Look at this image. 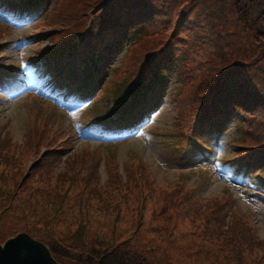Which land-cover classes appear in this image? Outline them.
<instances>
[{"label": "rangeland", "instance_id": "374dc122", "mask_svg": "<svg viewBox=\"0 0 264 264\" xmlns=\"http://www.w3.org/2000/svg\"><path fill=\"white\" fill-rule=\"evenodd\" d=\"M12 8L14 11L15 7ZM56 8L52 4L46 18L38 23L41 16H36L34 11L23 18L16 17L11 9L12 15L0 11V25L11 27H6L4 33L0 26V135L11 148L7 161L8 154L0 152V245L26 234L42 245L33 235L46 237L52 245L63 248L74 245L76 238L78 242H85L100 233L110 237L107 230L114 226L117 238L138 239L153 252L155 260L164 262L163 255H166L173 264H264L261 258L264 247H255L239 256L232 236L211 237V259L203 260V256L198 255V260L194 261L178 256L185 244L192 245L191 251H194L201 243L199 237L205 233L200 221L183 216L179 206L186 208L183 211H192L195 207L210 210L220 204L229 216L228 225L232 224L233 233L239 239H243L244 231L239 229L235 217L250 224L257 240L264 242V187L254 181L242 183L225 175L215 160L222 156L231 158L232 144L247 142L246 125L243 123L238 129L236 123H232L226 126L225 132L204 138L211 150L204 155L191 143L190 93L203 80V67H198V63L205 59L202 54L206 52L207 43L203 50L197 45L189 49L180 44L177 53L181 57H177L176 66L173 65L176 71L172 69L162 83L164 88L156 108L138 121L133 114L119 120L128 109L111 117L116 121L107 122L108 118L100 117L115 108L118 96H125L126 108L136 102L124 90L136 75L130 63L132 50L148 36L138 38L133 47H125L116 54L99 89L97 82L92 93L93 84L89 85L84 92L95 96V105L86 109V105L71 99V92L63 94V89H56L55 82L51 81L50 71L55 74L54 68L58 65L54 59L59 55L51 53L55 49H64L67 56L61 62L62 73L57 80L63 81L70 90L80 87L83 81L80 67L74 65L78 58L75 51L67 55L71 41L54 42L52 36L42 33L49 12ZM83 28H70L68 32L77 34ZM202 31L206 33L209 29L202 25ZM202 31L198 34H204ZM213 31L212 28L205 35ZM147 33L149 30L141 36ZM42 53L53 56L51 61H54L44 66ZM31 69L35 72L31 73ZM92 77L99 76L94 72ZM152 88L150 85L145 94L142 93V107L155 99ZM127 123L131 126L125 127ZM255 127L257 123H253L252 130ZM32 128L51 136L48 145L40 146V153H46L51 145L57 147L72 140L74 148L60 162H53L51 168L48 160H43L39 167L31 170L30 167L41 160L39 154L30 150ZM60 135L65 139L60 137L57 144L54 138ZM185 150L191 154H185ZM69 158L76 162H68ZM88 165L96 167L97 177L89 180L86 191L81 194L80 182L75 183L87 174ZM29 168V177L18 185L20 174L27 173ZM133 170L140 172L141 178H136V182L146 187L141 192L133 187L135 183L130 178ZM71 178L73 183L69 182ZM151 186L152 194H149L147 190ZM92 188H97L98 194L90 191ZM103 189L114 192L100 198L98 195ZM177 189L180 192L168 197V204L160 198V193ZM193 200L200 208L192 205ZM140 208L142 211L138 212Z\"/></svg>", "mask_w": 264, "mask_h": 264}, {"label": "trees", "instance_id": "16d2710c", "mask_svg": "<svg viewBox=\"0 0 264 264\" xmlns=\"http://www.w3.org/2000/svg\"><path fill=\"white\" fill-rule=\"evenodd\" d=\"M55 1L58 3H54ZM0 4L2 11L15 7L16 14L34 11L36 16H41L37 23L46 18L52 4L57 7L55 11L49 12L51 17L48 15L42 33L52 36L54 42L71 41V50L67 55L74 50L75 55L78 56L75 67H80L77 68L84 74L83 84L94 79L95 77L91 78V74L96 72V76L99 77L95 78L94 86L98 82L97 89L107 75L108 66L113 61L112 55L116 56L125 47H133L138 42V38L148 36L132 50L130 63L136 69V75L130 86L124 90V93L135 98L136 102L132 109L130 106L126 108L125 96H118L114 102L115 108L100 117L108 118L107 122L115 120L111 117L124 110L130 109L123 112L120 118L134 111L135 115L140 117V114L144 115L156 108L157 100L164 88L162 83H165L173 65L176 66L177 57H181L177 53L180 44L189 49L197 45L203 50L206 42L204 49L206 52L202 54L205 59L198 63V67H203V80L190 93L189 110L192 119L190 132L193 136V140L190 139L191 143L204 155L207 151H211L205 145L204 138L225 132L226 126L232 123H236L238 129L244 123L247 128L245 130L247 142L232 144L231 158L222 156L220 159H214L225 175L228 174L229 177L242 183L254 181L257 186L264 187V174H262L264 172V0H182V2L180 0H0ZM202 25L209 29L208 32L212 28L214 31L206 36L208 32L202 31ZM79 26L84 28L77 34L68 32L71 31L70 28ZM1 27L4 33L6 27L11 28L7 25ZM147 30L149 33L141 36ZM200 31L204 34H198ZM51 53L59 55L56 56L58 59H54L58 62L54 69L61 74L59 62L67 57L64 49H55ZM40 55L49 61L53 57L46 53ZM34 72L31 69V73ZM150 85L153 86L155 99L142 107L140 103L144 96L141 95L145 94ZM81 90L80 86L77 93ZM74 97L77 95L74 94ZM91 97L86 99L88 102L86 109L95 105V96ZM253 123H257L254 130H252ZM238 129L235 128V131L237 132ZM30 133H32V136L29 135L32 140L30 150L39 154V159L41 158L40 161L34 162L35 164L30 167L31 170L39 167L43 160H48V166L53 162H60L67 155L66 153L74 148V140L68 144L65 142L59 144L60 137L65 139L60 135L58 139L54 138L58 140L57 147L51 145L46 153H40V146L48 145L51 136L35 128H32ZM6 140L0 135V152L8 154L5 157L7 161L11 156L9 155L11 148L7 146ZM183 152L191 154L189 150ZM69 159L71 160L68 162H76L73 158ZM87 167V174L78 182L75 180L77 182L75 184L80 182L81 194H84V188L89 180L97 177L96 167L94 165ZM30 168L27 169V173L20 174L18 185L29 177ZM130 178L135 183L133 184L135 189L140 192L146 189L142 187V182L135 180L141 178L140 172L131 171ZM69 182L73 183L74 180L71 178ZM151 188L152 186L147 190L149 194H152ZM90 191L98 194L97 188H92ZM112 192L114 191L107 192L103 189L98 196L104 198ZM179 192L180 189L170 193L162 192L160 198L168 204V197ZM192 205L200 208L194 200ZM178 209L186 218H197L205 231L204 236L199 237L201 242L198 243L199 246H194V251H191L192 245H182L184 248L178 252L179 257H188L187 259L196 261L198 255H202L203 260L211 259V237L215 235L226 239L232 236L239 256L255 247H264V242L260 243L255 237L252 226L246 224L241 217H235L239 229L244 231L243 239H239L233 233L232 224L228 225L229 216L223 212L220 204L213 205L210 210H202V208L196 210L195 207V210L183 211L186 208L180 206ZM141 211L140 208L138 212ZM211 213L220 216L212 217ZM139 217H142L141 213ZM107 233L110 237L100 233L99 236L85 242H78L76 238L74 245L63 248L52 245L46 237L37 235L33 237L46 245L51 257L58 264H164V262L173 264L172 260L163 254L164 262L155 260L153 252L151 250L149 252L138 239L120 240L114 235V226L109 227ZM261 258L264 259V253Z\"/></svg>", "mask_w": 264, "mask_h": 264}, {"label": "water", "instance_id": "95a60500", "mask_svg": "<svg viewBox=\"0 0 264 264\" xmlns=\"http://www.w3.org/2000/svg\"><path fill=\"white\" fill-rule=\"evenodd\" d=\"M0 264H58L49 250L26 234H19L0 245Z\"/></svg>", "mask_w": 264, "mask_h": 264}, {"label": "bare ground", "instance_id": "6f19581e", "mask_svg": "<svg viewBox=\"0 0 264 264\" xmlns=\"http://www.w3.org/2000/svg\"><path fill=\"white\" fill-rule=\"evenodd\" d=\"M180 2H182V0H180ZM115 57V55H112V59ZM173 64V63H172Z\"/></svg>", "mask_w": 264, "mask_h": 264}]
</instances>
